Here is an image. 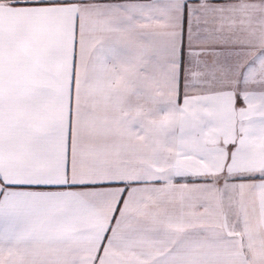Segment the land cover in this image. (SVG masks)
Returning a JSON list of instances; mask_svg holds the SVG:
<instances>
[{"label": "snow or ice", "instance_id": "6c2138e0", "mask_svg": "<svg viewBox=\"0 0 264 264\" xmlns=\"http://www.w3.org/2000/svg\"><path fill=\"white\" fill-rule=\"evenodd\" d=\"M0 264H264V0H0Z\"/></svg>", "mask_w": 264, "mask_h": 264}]
</instances>
